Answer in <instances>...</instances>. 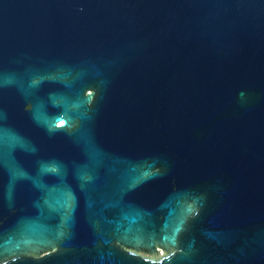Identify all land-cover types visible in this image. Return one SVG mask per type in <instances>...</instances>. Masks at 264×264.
I'll return each mask as SVG.
<instances>
[{
    "label": "water",
    "instance_id": "1",
    "mask_svg": "<svg viewBox=\"0 0 264 264\" xmlns=\"http://www.w3.org/2000/svg\"><path fill=\"white\" fill-rule=\"evenodd\" d=\"M0 264H264V0H0Z\"/></svg>",
    "mask_w": 264,
    "mask_h": 264
}]
</instances>
